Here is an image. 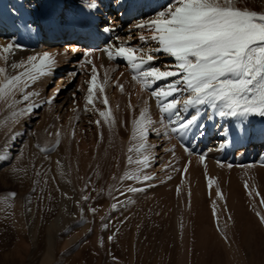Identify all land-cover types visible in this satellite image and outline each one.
Instances as JSON below:
<instances>
[{
	"label": "bare ground",
	"instance_id": "obj_1",
	"mask_svg": "<svg viewBox=\"0 0 264 264\" xmlns=\"http://www.w3.org/2000/svg\"><path fill=\"white\" fill-rule=\"evenodd\" d=\"M64 1L66 0H0V13H4L0 14L3 17L0 45L11 43L20 46L14 48L7 62L0 56V67H6L8 75L23 73L22 65L29 64V57L42 56L45 52L54 56L56 61L54 71L50 70L44 76L37 75L35 81H29L31 86L27 91L39 95H33L27 103L35 102L40 105L30 114L14 116L13 113L23 109L25 104L9 108L0 101V132L5 134L0 150V155L5 159L0 160V165L21 144L27 126L33 125L34 119H38L36 131L33 130L35 134L45 143H52L60 138L64 147L53 148L52 164L60 185L61 200L57 214L47 224V248L42 264L53 260L58 239H64L65 244L74 243L78 239V234L67 236L66 231L79 225L85 236L92 231L88 217L90 210L94 209V202L89 203L91 206L88 205L92 191L85 189L95 179L103 181V192L108 197V201L100 206V212L97 213V228L92 235L96 242H103V234L110 232L111 223L105 217L106 211L120 214L138 192L152 191V195L149 201L143 198L145 204L135 206L137 218L134 229L153 233L157 231L160 233L157 242L164 247L169 243L179 245L180 231L185 228L212 231H223L232 226L241 228L251 219L250 215L257 211L248 207L246 199H259L256 203L261 210L259 207L257 209L262 213L257 211V215H264V141L240 145L247 138L244 135L246 128L256 124L258 120L264 122V117L257 111L246 116L221 117L207 105L190 107L184 111L181 104V119L193 115L198 116V119L185 132L174 133L168 119L161 115L157 101L151 96V89L143 90L142 83L133 80L134 73L127 61L120 58L110 60L104 51L112 45L128 44L133 48L143 49L145 57L148 53L156 57L146 67L164 69L173 65L174 60L170 56L154 51L157 45L150 39L153 33L137 28L136 25L155 20L161 10L174 4V0H135L138 12L117 25L114 24L118 17L116 3L126 6L128 0H68L67 4L62 5ZM250 2L257 6L261 4L259 0ZM146 3L150 4L148 8H139ZM60 6L66 11L71 8V11L78 13L79 23L83 21L85 12L92 11L95 14L96 22L88 32L91 35L89 40L82 35L84 26L77 25L82 32L73 29L72 34H66L64 30L68 23L61 26V22L54 19L52 14L46 15V11L53 12L54 15ZM28 8L34 12L26 21L21 13L25 14ZM105 27L113 30L104 31ZM68 35L75 38L56 44L59 38ZM141 36L149 39L143 40ZM86 51L89 52L87 57ZM81 55L83 62L79 59ZM13 63L17 65L16 69L11 67ZM92 75H96V83L103 88V92L99 88L95 89L93 99H99L94 105H86L88 82ZM171 79L174 78L158 81L152 88L159 89ZM2 80L3 75H0V81ZM121 85L123 91L120 90ZM57 88L60 89L59 94L54 101L47 103ZM105 96L107 108L102 102ZM187 98L184 93L177 94L180 101ZM16 99H20V93H17ZM100 111H109L114 118L113 122L108 123L103 117H97ZM142 111H145L143 117L140 115ZM87 112L98 113L95 117L100 125L92 118L93 137L90 135L91 142L83 145L78 140L82 133L76 127L79 121H85V125L91 124ZM137 127L143 129V138L153 135V139H143L148 144L138 155L140 159L136 167L119 183L121 187L118 190L115 186L120 182V170L126 161L121 147L129 132ZM160 147L162 148L158 151ZM142 157L148 158L146 165L141 160ZM159 162L157 170L164 173L157 177L152 172ZM144 175L152 179L145 181ZM133 176H139L140 179H132ZM255 184L258 188H254ZM129 188H135L136 191H129ZM83 196L89 199L84 201ZM70 200L73 201L72 205L69 204ZM113 204H118L115 210ZM14 213L17 219L21 217L17 207ZM257 222L264 229V224ZM105 224L107 228L103 227ZM162 231L171 233L164 234ZM110 236L113 237L111 233L108 237ZM31 242L34 246L35 235L31 236ZM193 242L196 246V241Z\"/></svg>",
	"mask_w": 264,
	"mask_h": 264
},
{
	"label": "rangeland",
	"instance_id": "obj_2",
	"mask_svg": "<svg viewBox=\"0 0 264 264\" xmlns=\"http://www.w3.org/2000/svg\"><path fill=\"white\" fill-rule=\"evenodd\" d=\"M259 1L260 6L253 3L252 5L250 0H244L237 6L256 12L264 11V0ZM64 41L59 39L56 44H62ZM79 59L83 62L82 55ZM87 113L91 118L89 119L91 124L85 125V121H79L76 127L77 131L82 133L81 136L79 134L78 140L80 143L83 142V145L91 142L90 135L94 130L93 119H98L95 117L98 115L97 112V115L95 112H91L93 115L90 112ZM37 120L32 121L35 127L27 126L21 144L17 149L12 150L7 161L0 165V264H42L47 248V224L59 209L60 185L54 174L52 158L53 148L62 149L64 147L60 138L55 142L45 143L37 133L35 134L33 130L36 128ZM141 129L137 127L129 132L124 141L125 146L121 147L126 161L120 170V182L116 183L115 189H120L122 178L136 167L140 159L138 155L145 149L141 145L148 144L144 140L153 139V135H148L141 140L140 135L143 131ZM4 136L5 134L0 132V150ZM142 158L141 160L144 161V157ZM159 164L160 162L155 164L156 171L153 169L152 172L158 175L157 177L164 173V171L157 170ZM254 188H258V185L255 184ZM103 189L104 183L100 179L88 183L85 189L92 191L87 203L91 206L90 204L94 202L95 209V213L91 211L88 217L92 229L90 234L87 236L82 234L80 225L66 231L67 236L78 234V239L71 244H65L62 238L58 239L54 258L47 264H264V229L259 224L260 222H257L261 221L258 217H264L263 214L257 215L261 210L259 206L260 210L257 209L259 199H254V197L246 199L248 207L258 212L252 213L251 219H248V222L241 228L232 226L231 229L223 231L185 228L186 230L180 231L179 245L169 243L164 247L157 242L160 234L157 231L153 233L143 229H134L137 218L134 208L149 201L152 191L135 194L131 203L120 214H113L107 210L105 217L111 223L110 232L103 234V242L101 240L96 242L92 235L97 228V213L100 212V206L108 201ZM11 193L16 194L14 199ZM72 203L73 201L70 200L69 204L72 205ZM16 207L21 212L19 219L15 217ZM109 233L114 237L112 241H109ZM32 235H35L34 246L31 242ZM82 235L84 237H81ZM193 240L196 241V246Z\"/></svg>",
	"mask_w": 264,
	"mask_h": 264
},
{
	"label": "snow or ice",
	"instance_id": "obj_3",
	"mask_svg": "<svg viewBox=\"0 0 264 264\" xmlns=\"http://www.w3.org/2000/svg\"><path fill=\"white\" fill-rule=\"evenodd\" d=\"M243 2L244 0H174V4L161 10L155 20L137 24V28L153 33L150 39L156 42L155 52L167 54L174 60L173 65L164 69L146 67L156 57L151 53L145 57L143 49L133 48L128 44L112 45L104 49L110 60L120 58L127 61L134 73L133 80L140 81L143 90L151 89V96L157 101L161 115L168 119L174 133L185 132L198 119L196 115L181 119V104L184 111L190 107L207 105L221 117L246 116L254 111L264 117V11L256 12L237 6ZM112 30L104 28V31ZM141 39L148 40L149 37L141 36ZM16 47L20 46L11 43L0 45V56L7 62L8 56ZM85 56H89L88 51ZM28 61L27 66L22 65L24 72L14 75H8L7 68L0 67V75H3V80L0 81V101L9 108L25 104L23 109L13 113L14 116L30 114L40 106L35 102L27 103L33 95H39L27 91L31 86L29 81H35L37 75L44 76L50 70H55V57L48 52L42 56H31ZM11 67L16 69L17 65L13 63ZM169 78L174 79L159 89L152 88L156 82ZM88 83L86 105H94L99 99H93L94 90L99 88L103 92V88L96 83V75H92ZM120 90L123 91L122 85ZM59 92L60 89L57 88L47 103L54 101ZM17 93H20L19 100L16 99ZM178 93H184L188 98L180 101L177 99ZM102 102L107 108L106 96ZM140 115L143 117L145 111ZM99 116L108 123L114 119L109 111H100ZM96 123L100 125L99 120ZM140 139H143V131ZM4 159L0 155V160ZM147 159L144 158L145 165ZM131 178L140 179L139 176ZM150 179L152 177L148 175L143 176L145 181ZM128 190L136 191L135 188ZM10 195L14 199L16 194ZM64 195L67 198V193ZM82 199L87 201L89 197L83 196ZM117 206L118 204L112 205L114 210ZM90 211L95 213V209ZM260 219L264 224V217ZM103 227L107 228V224ZM112 239L110 236L109 241Z\"/></svg>",
	"mask_w": 264,
	"mask_h": 264
}]
</instances>
